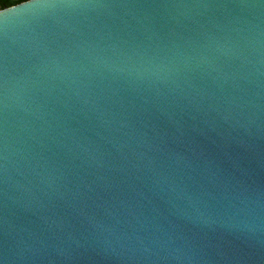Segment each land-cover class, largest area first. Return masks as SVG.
<instances>
[{
  "label": "water",
  "instance_id": "95a60500",
  "mask_svg": "<svg viewBox=\"0 0 264 264\" xmlns=\"http://www.w3.org/2000/svg\"><path fill=\"white\" fill-rule=\"evenodd\" d=\"M20 3L0 264H264V0Z\"/></svg>",
  "mask_w": 264,
  "mask_h": 264
},
{
  "label": "trees",
  "instance_id": "16d2710c",
  "mask_svg": "<svg viewBox=\"0 0 264 264\" xmlns=\"http://www.w3.org/2000/svg\"><path fill=\"white\" fill-rule=\"evenodd\" d=\"M23 0H0V8L4 7V6H9V5H13L16 3H19Z\"/></svg>",
  "mask_w": 264,
  "mask_h": 264
},
{
  "label": "clouds",
  "instance_id": "9594fccd",
  "mask_svg": "<svg viewBox=\"0 0 264 264\" xmlns=\"http://www.w3.org/2000/svg\"><path fill=\"white\" fill-rule=\"evenodd\" d=\"M29 3V0H23V3H20L19 5H17V6H14L13 7V9H15V8H17V7H20V6H22V5H26V4H28ZM12 10V9H11ZM8 11H10V10H5V11H3V13H0V14H5L6 12H8Z\"/></svg>",
  "mask_w": 264,
  "mask_h": 264
}]
</instances>
